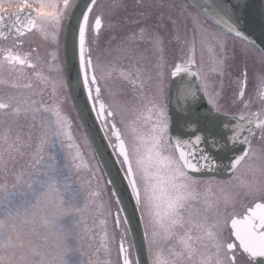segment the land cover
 <instances>
[{"label": "snow or ice", "instance_id": "obj_1", "mask_svg": "<svg viewBox=\"0 0 264 264\" xmlns=\"http://www.w3.org/2000/svg\"><path fill=\"white\" fill-rule=\"evenodd\" d=\"M259 3L117 0L107 22L98 0L0 10V264H83L86 236L99 237L104 264H264V47L257 94L246 98L245 67L232 95L242 107L221 104L229 51L239 42L251 56L248 30L264 29ZM105 28L119 43L101 63L93 45ZM33 34L53 49L45 58L25 47ZM168 44L175 61L142 63L141 48Z\"/></svg>", "mask_w": 264, "mask_h": 264}, {"label": "rangeland", "instance_id": "obj_2", "mask_svg": "<svg viewBox=\"0 0 264 264\" xmlns=\"http://www.w3.org/2000/svg\"><path fill=\"white\" fill-rule=\"evenodd\" d=\"M115 2H117V0H98L99 7L97 8V11L103 12L105 14L106 22L108 20L109 5ZM27 3L31 4L33 7H37L39 4V0H27ZM131 3H132V0H128L129 6H131ZM19 4H20V0H0V10L6 9L7 11H15L19 7ZM116 34L117 33L108 31L107 28L101 31V34L98 38V42L93 45L94 61L98 57L101 63H106L108 60H111L117 56V53L115 52V48L117 44L119 43V41L117 40L111 44L109 43L112 37ZM31 36L32 37H30L28 40H31V42H35L34 47H38L39 55L42 58H45L47 56V53L49 51H52L53 49L49 48L47 44L41 40L38 34H33ZM256 54L259 55L258 53ZM58 55H59V63L63 65L62 36L60 40V46L58 49ZM140 55L144 57V60L142 61V63L146 66H149L150 63H155L160 55H163L169 63H172L173 61L176 60L178 52L174 44H168L165 46V50L163 53H154L151 50L143 51V48H141ZM256 58L255 60L257 61ZM196 59L198 63L203 62L205 68L211 67L207 53H202L199 45H197V49H196ZM246 59H249L248 64L256 65L255 62H252L253 59L251 56H247ZM228 65H229V71L225 74L223 78L222 95H221V104L223 105L225 109H228L230 107L229 106L230 90L228 89V83L231 77V71H230L231 67L230 66H232V62H231L229 53H228ZM210 79L213 82L212 87H215L216 90H220L221 85L219 83V78H217L216 75L212 73L210 74ZM109 84L117 89L119 88V84L116 82L109 81ZM4 91L5 89L3 87H0V95H2ZM51 93H52V87H51V84H49L46 90L44 91L43 98L50 102ZM64 95H67V93H65ZM70 101L67 100L65 104L63 105V107L66 113L70 114L73 118H75L76 113L73 109V104L71 107ZM73 131L75 134H78V130L75 127ZM83 219L86 221V223L88 224L90 228L93 227L94 224L96 223V218L90 210H86L83 213ZM109 231H111V225H109ZM98 240H99L98 236L95 240L90 239L86 236V238L82 241L83 255L79 257V259L83 261V264H89L90 260L92 261V264H104V262L107 259H109L108 255L102 249L99 252H96V249L98 247ZM111 259L113 261H115L116 259L115 248H113Z\"/></svg>", "mask_w": 264, "mask_h": 264}, {"label": "flooded vegetation", "instance_id": "obj_3", "mask_svg": "<svg viewBox=\"0 0 264 264\" xmlns=\"http://www.w3.org/2000/svg\"><path fill=\"white\" fill-rule=\"evenodd\" d=\"M30 37H32V36L29 35L26 38L28 41V43L25 45L26 48L29 46V44L34 47L35 42H31V40H28ZM233 43H234L233 41H229V49H231ZM235 44H236V49H237L235 57H233L231 51H229L232 66H230L231 67V70H230L231 71V77H230V80L228 83V89L230 90V99H229V106L230 107L227 110H229L230 112L231 111H238V109L240 107H242V105H240L239 103H233V100H232L233 91L235 89V81L240 77V73L244 70L245 67H247L248 86H247V90H246V98L248 96H255L257 94L256 89H255V84H256L257 78L259 76L261 67H262L255 60V58L258 57V55L256 54L257 53L256 51H255L256 53L254 52L251 55V57L253 59L252 62H255L256 65L248 64L249 59H246L247 56H243L240 54V48H242L243 45H241L239 42H235ZM70 105L72 107V101H70ZM259 106H260L259 101L256 100V102L253 104V107L251 110L256 111Z\"/></svg>", "mask_w": 264, "mask_h": 264}, {"label": "water", "instance_id": "obj_4", "mask_svg": "<svg viewBox=\"0 0 264 264\" xmlns=\"http://www.w3.org/2000/svg\"><path fill=\"white\" fill-rule=\"evenodd\" d=\"M256 7L257 8L260 7L259 0H256ZM248 31H249L250 38L255 40L257 48L260 50V48L264 47V35H262V32H264V29L260 27L259 23L256 22L253 25H251ZM64 60H65V50H64ZM74 74H75V71L73 70V75ZM66 77H67V73H66ZM216 178L227 179L228 177L226 175L224 176L218 175ZM129 211H131V209H129ZM135 226L136 225L134 223V227ZM137 232H138V239H139V229H137Z\"/></svg>", "mask_w": 264, "mask_h": 264}]
</instances>
